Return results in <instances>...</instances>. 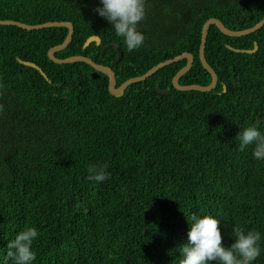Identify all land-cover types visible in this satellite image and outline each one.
Masks as SVG:
<instances>
[{
	"label": "trees",
	"instance_id": "trees-1",
	"mask_svg": "<svg viewBox=\"0 0 264 264\" xmlns=\"http://www.w3.org/2000/svg\"><path fill=\"white\" fill-rule=\"evenodd\" d=\"M99 4L0 0V20L71 22L72 40L55 56L109 66L117 86L185 52L193 65L179 83L207 86L204 23L218 18L244 30L264 18V0H146L138 25L145 41L129 52L93 11ZM67 34L0 25V261L8 240L29 226L39 232L34 264H179L192 214L217 217L226 246L234 227L264 234V160L251 145L239 150L236 138L257 120L264 130V25L236 37L210 26L204 54L218 83L208 92L173 86L184 58L115 96L90 64L49 58ZM94 35L101 44L85 46ZM111 43L123 52L116 64L115 49L102 56ZM255 43L254 53L236 51ZM93 163H107L110 179H86ZM254 264H264V250Z\"/></svg>",
	"mask_w": 264,
	"mask_h": 264
},
{
	"label": "clouds",
	"instance_id": "clouds-1",
	"mask_svg": "<svg viewBox=\"0 0 264 264\" xmlns=\"http://www.w3.org/2000/svg\"><path fill=\"white\" fill-rule=\"evenodd\" d=\"M93 11L109 22L115 35L123 39L129 52L144 44L145 35L138 29V25L146 17V0H100ZM261 123L257 120L240 128L236 136L239 150L243 151L251 145L253 158L256 160H264V130H261ZM108 168L107 163L90 164L86 179L102 183L110 179ZM187 220L188 238L179 247V264H254L264 250L261 247L264 234L257 230L245 231L241 227H234V242L226 246L217 217L211 214H192ZM38 236L39 232L35 227L19 230L14 238L8 240L6 254L0 264H34L36 252L33 244Z\"/></svg>",
	"mask_w": 264,
	"mask_h": 264
},
{
	"label": "water",
	"instance_id": "water-1",
	"mask_svg": "<svg viewBox=\"0 0 264 264\" xmlns=\"http://www.w3.org/2000/svg\"><path fill=\"white\" fill-rule=\"evenodd\" d=\"M0 25H13V26H18L22 29H27V30L42 29L45 27H66V28H68V34H67L64 42L62 44H59V45L52 47L48 51L49 58L52 61L59 63V64L72 63V62H78V61H83V62L90 64L95 69L94 72H92L93 78H97L99 76V72L105 73L109 78L108 88H109L110 93L115 95V96H119L125 91V89L130 84L135 83V82L144 81L148 77L152 76L155 72H157L160 68H162L166 65H169L171 63L180 61L184 58L187 59V62L185 64V66H183L180 70H178L176 75L173 77V79H172L173 86L176 89L181 90V91H188V90H198V91H202V92L212 91L217 86L218 76H217L215 70L212 68V66L207 62L205 54H204V49L206 46V41H207V36H208V31H209L210 26L216 25L224 34L229 35V36H235V37L236 36H244V35H247V34H250V33H253L255 31L259 30L264 25V18L261 21H259L257 24H255L254 26L247 28V29H244V30H231V29L227 28L224 25V23L218 18H210L204 23L203 28H202V38H201L199 56H200V61L203 65V67L212 76V81L207 86H203V85H199V84L181 85L179 83V79L181 78V76H183L186 72H188L193 65V55L191 53H188V52H185V53L178 55L176 57L162 61V62L156 64L155 66H153L146 73H144L140 76L130 78V79L126 80L125 82H123L120 86H117L116 85L117 79H116L115 72L109 66L98 64L95 61H93L91 58H89L87 56H83V55L70 56L67 58H58L57 56H55V54H54L55 52L65 49L72 40L73 33H74V27H73V24L71 22L50 21V22H46L43 24L30 25V24H26V23H23L20 21H15V20H0ZM92 42H97V44H101L102 41H101V38L99 36L94 35V36H91L87 39L85 46H88ZM257 48H258V45H257V43H255V46L253 49H242V50L236 49V51L237 52L254 53L257 50ZM109 49H115L117 51V58L114 60V64H116L117 62H119L122 59V56H123V52L121 50V47L116 43L108 44L103 48L102 56H105L106 52ZM26 64L38 69L42 74H44L43 70L37 64L32 63V62H26ZM156 88L162 94L169 93L168 88L161 90L158 85H156Z\"/></svg>",
	"mask_w": 264,
	"mask_h": 264
}]
</instances>
